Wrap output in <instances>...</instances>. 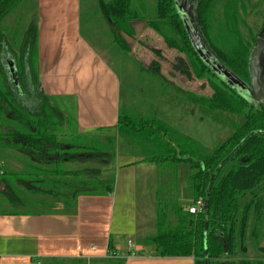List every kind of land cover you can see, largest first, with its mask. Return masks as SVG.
<instances>
[{"label": "trees", "instance_id": "trees-1", "mask_svg": "<svg viewBox=\"0 0 264 264\" xmlns=\"http://www.w3.org/2000/svg\"><path fill=\"white\" fill-rule=\"evenodd\" d=\"M183 0H157L154 17L145 18L134 0H100L102 14L111 21L115 42L124 51L129 45L123 33L134 35L131 22L144 20L158 32L169 47L184 53L175 70L192 79L206 77L211 96H198L173 86L162 74L161 65L154 60L144 66L163 83L173 88L198 107L205 115L232 128L230 137L220 146L204 149L190 136L181 135L155 114L135 120L121 109L113 128L126 134L142 161L166 169L188 165L191 173L187 189L192 203L202 201L200 210L190 213L176 200L160 199L157 207V232L146 242L155 246L162 256H193L195 264H264L262 261L231 260L229 257L248 252V241L259 246L260 222L264 213V106L240 92L201 58L195 49L180 12ZM199 33L214 57L245 85L251 86L248 48L237 28L226 18L224 46L212 38L215 7L220 3L226 12L240 0H193ZM23 0H0V152L6 170V184L0 194L7 202L30 208L27 198L41 196L51 199L49 209L63 204V210L75 211L82 195H104L114 191V174L103 176L104 164L113 157L110 150L99 148L89 134L78 132L76 119L65 114L41 87L37 71V20L19 34L18 49H14L2 22ZM220 28V29H221ZM264 28V22L262 29ZM259 33L256 38H258ZM254 39V40H255ZM156 55L161 51L153 49ZM12 63L14 72L8 67ZM220 79V80H218ZM161 82V83H162ZM264 83V80H263ZM245 116V122L232 120ZM73 123V124H71ZM128 147V146H127ZM9 150L16 153L23 165L14 169L6 162ZM0 154V155H1ZM98 164V166H94ZM215 176L210 185L211 177ZM28 200V201H26ZM16 213L15 211H0ZM116 250L109 246L104 262L115 259ZM92 261L91 263H93ZM124 260H118L123 264ZM79 263L87 264L81 259Z\"/></svg>", "mask_w": 264, "mask_h": 264}, {"label": "crops", "instance_id": "crops-1", "mask_svg": "<svg viewBox=\"0 0 264 264\" xmlns=\"http://www.w3.org/2000/svg\"><path fill=\"white\" fill-rule=\"evenodd\" d=\"M136 1V6L145 11L141 10L143 16L149 18L148 4ZM34 2L31 21L37 20L36 58L42 89L54 98L62 112H72L79 133L113 128L123 105L121 76L85 35L82 0ZM140 2L143 3L139 7ZM109 24L112 26L110 21ZM131 25L135 34L123 36L141 62L148 66L158 60L161 74L173 86L198 96L211 95L206 77L190 79L175 70L174 63L179 57L187 59L184 53L169 47L146 21L135 20ZM9 42L18 49L12 40ZM153 49L160 50L161 56ZM176 101L169 99L163 113L157 106L155 115L175 119V108L171 105ZM176 108L184 111L180 105ZM8 156L9 166L22 168L14 150H9ZM114 159V191L80 196L73 212L63 210L61 202L48 210L30 207L16 213L0 212V264H82L81 259L87 260V264H115L122 259L123 264H195L193 256L146 252L149 247L143 243L157 232L160 199L176 200L186 209L192 203L191 196L176 185L175 166L163 169L155 164L157 177L152 179L144 178L143 171L149 169L145 165L154 163L135 160L129 153ZM0 162L5 164L3 158ZM110 245L116 250L117 259L108 263L103 260L108 257Z\"/></svg>", "mask_w": 264, "mask_h": 264}, {"label": "rangeland", "instance_id": "rangeland-1", "mask_svg": "<svg viewBox=\"0 0 264 264\" xmlns=\"http://www.w3.org/2000/svg\"><path fill=\"white\" fill-rule=\"evenodd\" d=\"M104 1L108 3L112 2V0ZM143 1H145L144 4H148L149 11H151L150 17H148H154L156 14L157 0ZM82 2L83 30L85 35L92 41L101 55L121 76L122 109L128 112L135 120H138L155 114L157 106H159L158 109L163 113L166 109L164 105H166L169 99L177 100L176 104L171 106L175 108V111H173L179 119L175 117V119L172 118V120H170L167 116H161L158 118L164 120L172 128H175L181 135L183 134L194 138L204 149L216 148L230 137L233 131L230 126L217 122L210 116L205 115L198 107L187 101L186 98L182 99L180 95L181 93H179L176 88L172 87V83H163L162 81H159L153 74L148 72L146 68H143V66H141V63L143 62L132 53V48L129 43V51H124L118 46L112 34V28L109 24L108 18L102 14L101 7L99 6L100 0H82ZM134 2L136 4L137 1L134 0ZM142 3L143 2L138 3L140 4L139 7ZM35 7L36 4L34 0H23V2L17 5V7L6 16V19L3 20V31L7 33L9 40H12L16 46V39L19 40V34H22L28 28L31 19L33 18V12L35 13ZM136 8L138 7L136 6ZM141 10L144 11V9ZM214 18V28L211 33L213 40L220 46L225 45L226 42L221 39V37L226 36L225 29L220 35L219 32H222L223 28L221 27L226 25V18H228L240 33L249 53L252 54V52L255 51V48L257 49L255 64L264 78V28L262 29L264 22V0H240L226 12L224 11L223 6L219 3L214 10ZM258 33V38L255 39ZM7 65L12 72L14 68L12 63L10 62ZM144 66L147 65L144 64ZM208 83L210 84V82ZM238 90L240 91V89ZM249 97L253 98L251 96ZM178 105H180L184 111H179V108H176ZM64 113H68L72 116V112L70 111ZM230 118L240 124L245 122L244 115L241 118H238L236 115H230ZM89 135L93 140H96L99 143L100 149H108L114 154L110 161H107L103 166L105 169V172L103 173L104 177L115 174V159L113 160V158L120 154L129 153L135 158V160L141 161L142 159V155H137L133 150H129L132 149V147L129 148V146L132 145L127 143V141L125 143L124 139L126 138V134H123L118 129H111L108 131L102 130L101 132L96 131ZM6 157L7 153L5 152L0 155V159H6ZM94 166L97 167L98 164H95ZM145 166V168L148 167L149 169H144L143 177L152 179L156 178V169H158V167H156L155 164ZM4 170H6V165L0 162V188L3 191L6 189V184L2 179V171ZM189 172L190 169L188 166L183 164L175 165V178L178 180H175L176 185H178L177 187L182 189L187 196H190V192L187 189V183H185V180H187ZM140 178L142 177H139V179ZM182 183L185 185L181 188ZM27 199L29 200V203H31V207L36 210H48L50 207L48 205L51 202V199L39 195H33ZM23 209L27 208L9 204L5 196L0 194V211H21ZM146 240L147 238L143 241V243L149 247L146 252H157L154 246L151 243H147ZM247 243L248 252L246 254H238L237 256L229 257L227 259H246L262 261L264 263V213L260 222V234L258 238L259 246L254 248L251 240Z\"/></svg>", "mask_w": 264, "mask_h": 264}, {"label": "water", "instance_id": "water-1", "mask_svg": "<svg viewBox=\"0 0 264 264\" xmlns=\"http://www.w3.org/2000/svg\"><path fill=\"white\" fill-rule=\"evenodd\" d=\"M180 12L182 14L185 27L189 33L190 39L197 50L201 58L211 67V69L218 74L224 81L233 86L234 88L240 89L241 92L249 93L248 96L253 97L264 106V83L263 76L260 74L258 67L256 66V48L252 52L250 57V75H251V86L245 85L239 78L231 73L224 65H222L212 54L209 48L203 41L199 29L197 27V21L195 17V4L191 0H183L180 4ZM110 21V20H109ZM111 22V21H110ZM13 65V64H12ZM14 72V68L12 70ZM215 176L211 177L210 185L213 184Z\"/></svg>", "mask_w": 264, "mask_h": 264}, {"label": "built area", "instance_id": "built-area-1", "mask_svg": "<svg viewBox=\"0 0 264 264\" xmlns=\"http://www.w3.org/2000/svg\"><path fill=\"white\" fill-rule=\"evenodd\" d=\"M201 206H202V201L199 200V201H197V203L195 205H192L189 207V212L190 213H196L200 210Z\"/></svg>", "mask_w": 264, "mask_h": 264}, {"label": "flooded vegetation", "instance_id": "flooded-vegetation-1", "mask_svg": "<svg viewBox=\"0 0 264 264\" xmlns=\"http://www.w3.org/2000/svg\"><path fill=\"white\" fill-rule=\"evenodd\" d=\"M244 93V92H243ZM245 94L249 95V93L245 92Z\"/></svg>", "mask_w": 264, "mask_h": 264}]
</instances>
